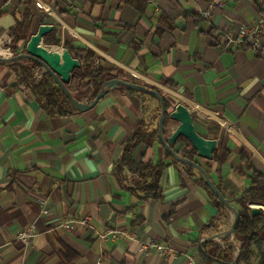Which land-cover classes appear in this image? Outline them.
Returning <instances> with one entry per match:
<instances>
[{
    "label": "crops",
    "instance_id": "1",
    "mask_svg": "<svg viewBox=\"0 0 264 264\" xmlns=\"http://www.w3.org/2000/svg\"><path fill=\"white\" fill-rule=\"evenodd\" d=\"M148 1L146 13L140 14L121 0L94 5L91 0H35L32 35L51 25L45 41L55 34L64 48L66 43L89 48L121 75L158 88L175 108L187 107L197 132L218 142L214 156L228 153L220 169L207 167L213 159L197 152L196 162L225 188L228 199L239 198L250 189L253 171H264V54L236 39L241 29L263 19L264 0H226L223 9L199 23L184 16L202 15L207 4ZM27 9L24 0H0V50L2 43L12 42L10 30ZM163 14L174 30L158 22ZM26 45L20 49L24 54ZM0 58L5 57L0 53ZM38 72L44 74L40 67ZM79 79L75 71L70 91L78 101H92L95 90ZM165 80L176 87L165 86ZM18 82L16 69L0 63V264H63L61 242L79 255L70 264H189L188 257L197 264L227 263L210 258V242L200 245L217 233L210 225L219 210L209 194L167 158L159 137L139 123L146 96L115 90L86 113L49 117L31 89ZM177 125L168 121L166 137ZM134 135L144 142L135 153L138 162L168 159L160 201L135 198L114 172ZM185 146L176 144L175 150L187 154L193 149ZM43 202L48 216L41 213ZM79 217H90L89 226L71 232L62 227L65 220ZM231 223L229 213L223 232ZM31 224L40 235L25 249L17 236ZM109 229L135 230L140 240L173 251L164 258L156 251L142 253L137 243L101 241L98 235ZM228 242L237 257L234 236L213 241L222 249Z\"/></svg>",
    "mask_w": 264,
    "mask_h": 264
},
{
    "label": "trees",
    "instance_id": "2",
    "mask_svg": "<svg viewBox=\"0 0 264 264\" xmlns=\"http://www.w3.org/2000/svg\"><path fill=\"white\" fill-rule=\"evenodd\" d=\"M28 4V9L21 19H18L15 25L10 30V37L12 43L9 46L14 57H18L25 53L24 50L20 51L21 46L28 43L32 37V29L35 20V13L32 8L35 0H24ZM138 11L140 14H145L149 8L148 0H121ZM203 4H209L212 0H194ZM94 5L97 0H91ZM1 15V13H0ZM184 18L188 21L199 23L203 20L202 15L196 13L186 14ZM264 19V15H263ZM158 22L166 27L168 30H174L175 26L166 15H161ZM47 45H58L60 42L56 39L55 34H52L45 41ZM247 48H251L247 43ZM65 47L77 59L81 61V67L76 70L77 75L80 77L79 84L87 83L95 90L91 96L93 101L99 92L104 88L107 82L113 80H122L132 84L142 85L147 89L157 91L162 95L165 100L167 115L166 123L170 120L171 113L174 112L175 107L171 104L166 96L158 88L141 83L128 76L121 75L119 71L111 67L103 59L97 56L95 52L86 47H78L70 43H66ZM136 51L140 46H134ZM260 53V52H259ZM18 72V83L20 86H25L33 92L38 104L42 110L49 117H71L77 111L73 108L70 101L67 99L65 93L57 85L54 79L47 73L43 74L42 79L37 76L39 66L36 63H31L27 66H21V63L10 64ZM165 86L176 87L171 81L165 80ZM122 93L128 95H141L142 93L133 91L128 88L120 87L117 89ZM161 116V106L157 98L146 96L145 102L142 107L141 118L139 123L146 129L150 130L158 136L159 120ZM184 143L187 149L191 147L190 143L180 138L177 142ZM144 144L143 140L138 136H132L125 144L121 160L115 166L114 172L119 183L122 187L128 190L135 198L143 201H160L163 199L162 180L169 163L171 160L175 165L182 166L191 178H196V183L203 187L212 201L214 207L219 210V215L213 219L210 228H213L217 233L223 232L229 224V212L221 204L218 197L209 189L205 179L195 169L185 166L178 161L173 160L167 154L166 160L154 161H137L135 153ZM182 157L191 161H195L196 151L192 149L187 154H180ZM249 159V156H243ZM228 153L223 152L222 156L215 154L213 163H208L207 167H219V169L226 163ZM212 179V178H211ZM213 180V179H212ZM251 187L241 197L228 196L229 203L241 212V220L238 229L234 235L235 241L239 248L237 257L234 255V246L228 242L226 249H222L217 244L210 242L207 245V252L211 259L218 258L227 263L237 261L238 264H264V211L257 216H253L249 207L250 203L264 204V171L254 170L250 177ZM218 189L226 196L225 188L216 183ZM208 255H206L207 258ZM58 256L63 264H70L79 259V255L69 248L66 244L61 242V247L58 251Z\"/></svg>",
    "mask_w": 264,
    "mask_h": 264
},
{
    "label": "water",
    "instance_id": "3",
    "mask_svg": "<svg viewBox=\"0 0 264 264\" xmlns=\"http://www.w3.org/2000/svg\"><path fill=\"white\" fill-rule=\"evenodd\" d=\"M51 25H42L36 34L32 35L26 45V54L13 58H0V63H20L23 60H29L36 63L44 73L50 75L57 85L65 93L73 108L80 113H86L97 106V104L109 93L119 89L120 87L128 88L133 91L152 96L159 100L161 106V116L159 120V140L169 156L180 162L181 164L191 167L198 171L205 179L209 189L218 197L221 204L228 210L232 216V223L225 232H220L206 239L201 247L208 243L219 240L221 238L228 239L235 235L241 220V212L233 207L227 197L218 189L211 179L209 173L198 162L184 158L175 150L178 140L182 137L186 139L192 148L197 152L199 157L212 160L214 153L217 151L218 142L216 140L206 139L201 136L195 127L194 118L187 107H177L170 115L173 123H178L170 137H166L165 130L167 128L166 115L167 109L165 100L160 93L147 89L142 85L132 84L122 80H113L106 83L104 88L99 92L93 101H78L69 89L72 75L76 69L80 68V61L73 58L69 50L60 45H47L45 37L52 31ZM250 209L253 216H257L264 211V204L250 203ZM221 264H227L220 262ZM231 264H238L234 261Z\"/></svg>",
    "mask_w": 264,
    "mask_h": 264
},
{
    "label": "built area",
    "instance_id": "4",
    "mask_svg": "<svg viewBox=\"0 0 264 264\" xmlns=\"http://www.w3.org/2000/svg\"><path fill=\"white\" fill-rule=\"evenodd\" d=\"M226 4V0H212L209 4L206 5L205 10L202 12V17L205 19H210L212 12L217 9H223ZM36 6L39 9L44 8V4L42 2H37ZM233 40L231 37L226 38L227 43H231ZM236 42L245 45L249 44L252 49L257 52L264 54V19H260L254 25L243 28L240 30ZM11 41L6 44L2 43L3 47H1L0 53L5 58H13L14 54L12 53L10 47ZM7 46V47H6ZM37 76L39 79H42L43 74L38 72ZM42 206V215L48 216L50 215V211L47 209L46 203H41ZM90 217H79V218H71L67 219L62 223V227L68 231H73L76 227H88L90 223ZM39 232L35 224H31L26 229L19 232L17 236V240L22 244L25 249L30 248L35 239L39 237ZM101 241L107 240H125L133 243H137L139 245V249L142 253L149 254L153 251H156L160 256L167 257L173 250L169 245L163 243H157L153 240L150 241H142L139 239L135 230H119V229H109L104 233L98 235ZM189 264H197L196 260L192 257H188Z\"/></svg>",
    "mask_w": 264,
    "mask_h": 264
}]
</instances>
